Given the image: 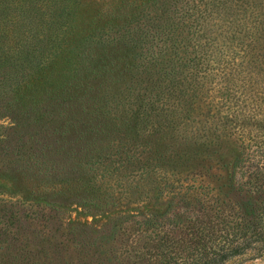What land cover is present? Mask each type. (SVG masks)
Returning <instances> with one entry per match:
<instances>
[{
  "label": "trees",
  "instance_id": "trees-1",
  "mask_svg": "<svg viewBox=\"0 0 264 264\" xmlns=\"http://www.w3.org/2000/svg\"><path fill=\"white\" fill-rule=\"evenodd\" d=\"M95 3L87 22L92 27L81 32L78 50L62 68L66 76L29 100L18 86L22 61L29 59L25 41L43 38V58L55 56L80 0H0V118L29 128L12 144V135L5 139L0 131V152L8 148L17 160L50 173L65 143L74 144L77 150L68 152L74 156L77 141L88 139L86 148L102 151L107 139L115 147L109 169L125 184L121 192L129 201L152 198L164 208L118 213L100 234L64 221L56 204L43 198L37 209L8 202L0 208V264H220L235 255L261 256L264 0ZM40 10L43 30L37 32L30 25ZM16 99L29 110L23 103L18 108ZM228 142L229 175L225 184L212 185L207 178L220 168L215 154ZM87 157L76 176L99 181L102 156L93 149ZM91 189L93 199L82 205L98 209L103 195ZM34 219L44 235L31 251L27 233L36 232L28 227Z\"/></svg>",
  "mask_w": 264,
  "mask_h": 264
},
{
  "label": "rangeland",
  "instance_id": "rangeland-1",
  "mask_svg": "<svg viewBox=\"0 0 264 264\" xmlns=\"http://www.w3.org/2000/svg\"><path fill=\"white\" fill-rule=\"evenodd\" d=\"M93 1L94 0H80L78 12L72 14L74 17V21H72L74 24L73 28L70 30V34H65V43L62 44L63 49L61 51H56L57 53L55 56L43 58V53L41 51L45 49L43 38L41 41H37L30 37L25 41V48L28 50L29 59L27 61H22L25 66L22 67L20 76L24 78V80L18 81L21 96H27L29 100L32 98L40 99L45 95V91H50L48 86L56 87L61 79L66 76V72H64L62 68L66 66L68 60L73 58L74 52L78 50L79 35L85 28L92 27L91 25H87L88 17L92 10L98 7L97 3L91 5ZM41 12V10L38 11L31 18L30 26L32 30H37V32L38 30H40V32L43 30V27L40 25L42 21L40 17ZM59 29V27L53 28V31L57 32L54 35L60 34ZM33 46L37 48V53L36 51H34V53L31 52L30 49ZM20 51V54L23 53L24 45L21 47ZM39 54L42 56H39ZM37 60H43L44 63L39 65ZM110 76L113 78L112 72ZM57 94L58 90L53 92L52 96ZM16 101L18 103V108H20L21 103H23L24 111L29 110V108L25 107L29 106V104L25 105L24 100L16 99ZM0 124L2 126L0 127V131L4 132L6 136L5 139H8V135H12L9 141L10 144L17 138L18 132L23 135L29 132L28 127H15V124H13L6 115L0 118ZM107 137L110 138V135ZM87 140L88 139H84V143L81 140L75 143L80 147L79 149H84L86 152H80L78 149V152L74 156V151L77 150L73 147L74 144L71 143V145H69V143H65L59 152L60 162L58 160L57 170L56 172L50 173H48V170H44L43 167H40L38 170L32 168L28 161L21 159L17 160L11 155L8 148L5 154L0 152V208L7 209L8 202H10L14 205H23L26 208L37 209L34 204L37 203L43 206L40 201V199L43 198L49 202V204H56L55 206L60 210V215L64 218V221L69 220L73 223L85 224L100 234L107 229L111 218L118 213L129 210L138 213H159L163 210L164 202H156L152 200V198H146L140 202L138 201V203L137 201H129L127 196L121 192L123 189L121 186L125 184L120 179L116 180V173L114 174V171L109 169L108 159L115 158L114 153H112L115 147L111 146V142H107L106 139L102 143L104 149L102 151L98 150L99 148L96 146H89L86 148L85 141ZM112 142L115 143L116 140ZM70 147H72L71 152L73 154L68 156ZM129 147H133V145ZM231 148V142L220 145L215 154L216 159L219 161L220 168L218 170H212L209 178H207L209 181L205 179V182L208 181L212 185L225 184L233 157ZM93 149L102 156L101 162L97 167L99 168L98 173H101L103 176L99 178V181L91 179L85 180L87 175L77 178L76 174L80 170L86 169L84 163L88 159V152ZM122 149L124 150L125 148L122 147ZM122 149H118L117 154L121 155ZM64 151L65 156H63ZM107 153L111 154L108 158H105L102 154ZM54 173L55 175H53ZM96 186L103 195L101 198L104 200L102 207L95 209L92 205H82V202L88 200V197L93 199L91 197L93 191L91 187ZM112 202H114L113 206L110 205ZM39 222L40 219H34L32 225L28 226L30 230L36 231L35 233H27L28 246L31 251L38 249L39 244L42 243L41 240H43L44 234H37V229L40 228L37 225ZM0 226H2L1 221ZM5 238H7V236H5ZM89 241L90 240L84 241L83 244L89 243ZM1 245H3V243H1ZM39 261L40 260H35L37 263ZM220 264H264V254L254 259H250L248 256L242 254L235 255Z\"/></svg>",
  "mask_w": 264,
  "mask_h": 264
}]
</instances>
